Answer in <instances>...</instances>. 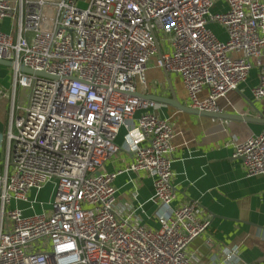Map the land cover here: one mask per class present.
<instances>
[{"label": "built area", "instance_id": "obj_1", "mask_svg": "<svg viewBox=\"0 0 264 264\" xmlns=\"http://www.w3.org/2000/svg\"><path fill=\"white\" fill-rule=\"evenodd\" d=\"M219 2L0 0V21L14 22L0 30V58L28 93L0 159V264H244L236 249L212 262L190 253L210 220L198 218L197 201L172 204L173 127L158 114L160 102L135 95L147 94L156 58L182 78L191 107L219 112V98L247 79L255 58L253 95L264 99V0ZM155 36L167 42L161 57ZM22 64L55 77L26 73ZM122 149L132 153L129 170L153 178L159 228L133 221L145 213L141 205L126 215L117 208L122 170L105 164ZM232 156L248 176L264 175V128L235 142Z\"/></svg>", "mask_w": 264, "mask_h": 264}, {"label": "crops", "instance_id": "obj_2", "mask_svg": "<svg viewBox=\"0 0 264 264\" xmlns=\"http://www.w3.org/2000/svg\"><path fill=\"white\" fill-rule=\"evenodd\" d=\"M13 23L11 18L0 21V30L10 32ZM261 61L264 62V54ZM252 62L247 79L219 98L220 113L264 118V99L257 100L253 95V88L259 83V67L257 59ZM7 67L0 64V159H4L7 151L5 136L28 98L27 91L24 96L23 88L15 86ZM165 71L157 66L156 58L155 62H149L147 94L172 97V84L180 101L189 105L182 78L170 73L169 82ZM207 95L204 89L198 97L203 100ZM157 112L169 120L174 131L172 184L176 198L172 204L197 201L198 218L210 220L207 229L190 244V253L201 262H212L220 261L225 250L236 249L244 264H264V175L248 176L242 160L232 156L234 143L260 133L264 123L190 113L166 103H161ZM124 135L122 128L116 140L119 145L123 144ZM132 162V153L122 149L105 164L107 171L122 170L115 180L117 208L126 215L141 205L145 213L133 221L159 228L158 222L151 218L162 210L152 200L153 178L145 171L129 170Z\"/></svg>", "mask_w": 264, "mask_h": 264}, {"label": "water", "instance_id": "obj_3", "mask_svg": "<svg viewBox=\"0 0 264 264\" xmlns=\"http://www.w3.org/2000/svg\"><path fill=\"white\" fill-rule=\"evenodd\" d=\"M155 42H156V47H157V51H158V56L161 57L162 55V49L160 46V42L158 40V38L155 36ZM0 64L3 65H7V66H12V62L9 60H5V59H1L0 58ZM21 70L26 72V73H30V74H36V75H45V76H51V77H55L53 75H50L44 71H35L32 68H29L27 66H25L24 64L21 65ZM166 75H167V79L170 82V73L168 71H165ZM171 89H172V97H166V96H162L160 94H154V93H149V94H143L140 92H136L135 95L137 96H141L147 99H152V100H156L160 103H166V104H170L180 110L183 111H187L190 113H197V114H202V115H209V116H213V117H219V118H225V119H237V120H244L246 122H262L264 123V118H260L258 116H254V115H242V114H233V113H220V112H215V111H209V110H203V109H199V108H194L191 107L189 105H187L186 103H183L180 101V99L177 97V95L175 94L174 88L171 84Z\"/></svg>", "mask_w": 264, "mask_h": 264}, {"label": "rangeland", "instance_id": "obj_4", "mask_svg": "<svg viewBox=\"0 0 264 264\" xmlns=\"http://www.w3.org/2000/svg\"><path fill=\"white\" fill-rule=\"evenodd\" d=\"M87 1L88 0H78L80 6H86L87 5ZM219 1L220 2H219L218 5H222L223 4V0H219ZM216 10H219L218 6L214 9V11H216ZM209 26L211 27V30L214 32V34L220 40L224 41V40L227 39V33H226L225 29L223 28V26L221 24H219L217 22H209L208 23V27ZM210 27H209V29H210ZM159 39H160L161 45L163 46V48H165L166 47V44H165L166 41L164 39H162L161 37ZM150 62H155V58H151ZM7 70H11L10 74H12L13 78H14V71L12 72V70H13L12 66L7 67ZM7 73H9V71ZM22 90H24V89H22ZM25 94H26V90H24V96H25ZM25 104L22 107H24ZM20 111H21L20 114H22L23 110L20 109ZM52 193H53V184H49L43 190V192L41 194V199H43L44 201H48Z\"/></svg>", "mask_w": 264, "mask_h": 264}]
</instances>
